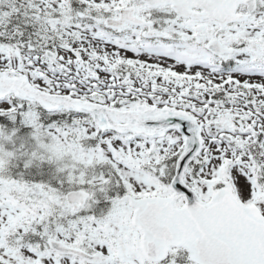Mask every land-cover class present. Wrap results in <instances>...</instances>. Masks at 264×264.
<instances>
[{
  "label": "rangeland",
  "instance_id": "1",
  "mask_svg": "<svg viewBox=\"0 0 264 264\" xmlns=\"http://www.w3.org/2000/svg\"><path fill=\"white\" fill-rule=\"evenodd\" d=\"M77 1L76 13L84 19L78 22L68 16L71 10L69 0H25L20 5H16L13 0H0V36L7 39L0 41V68L17 71L32 80L50 85L54 90L58 88L60 93L71 94L109 107L132 108L137 104V101L133 100L139 94L138 90L145 95L140 101L147 100L153 93L151 82L147 86L148 90L142 89V83L151 77L150 81L156 80L159 84L174 87L173 82L161 78L157 80L160 73H177L185 76L188 81L186 86H194L205 79H212L210 85L225 82L224 78L221 81H213L215 76L205 73L198 64L204 54L203 49L195 46L205 48L214 34L218 35V39L226 47L233 45L231 46L233 48L240 45L241 40H245L264 51V30L259 29L254 22L260 15L219 33L213 21L179 19L170 7L152 8L140 0ZM101 5H105L109 11H103ZM116 5L118 10L114 9ZM132 6L136 7V14L139 17L150 18V24L127 25L117 32L124 37L120 42H117L116 38L114 41L102 38L98 24L105 23L108 18H117L121 9ZM59 17L63 18V22ZM24 20L26 23L21 25ZM27 30L30 34H26ZM159 33L165 38H172L175 42L170 46H162L169 50V54L131 49L133 40L140 34L158 42V47L161 46L159 42H162V38ZM26 35L28 37L24 39ZM18 47H28L30 51L34 48L39 52L19 56ZM49 47L60 56L58 65L67 67V70L62 71L64 73L53 74L50 65L45 63L42 54ZM263 51L245 47L242 51L224 55L222 58L238 59L249 65L251 57L264 58ZM184 53L195 54V60L182 57ZM42 75H46L49 82ZM241 77L247 84L259 86L253 90L257 95L254 100L256 106L264 103L260 92L264 87V76L249 72L242 74ZM220 78L222 77H218ZM124 80L127 82L126 86L123 85ZM224 89L225 97L233 94L232 86H225ZM157 93L158 97L166 99L163 92ZM142 95L138 98H142ZM244 95L247 93L244 92ZM209 96V89H206L203 97ZM8 107L10 106L7 102L0 105V109ZM21 108L23 112L17 123L32 127L35 134L40 131L51 133L59 143L58 148L68 150L71 158L57 169L50 168L48 174L55 186L49 184L47 186L43 184L44 182L35 180L19 183L5 178L4 170L9 165V155L0 149V172L4 174L0 173V226H2L0 258L4 264H79L52 252L47 245L49 237L71 245L85 240L88 247L98 249L97 252L104 257L103 261L97 264H148L140 260L142 255L139 250V236L131 226L132 209L128 204L123 205L122 199L126 195L141 197L164 192L157 186L158 179L154 173L150 172L148 175L146 171L158 170L162 174L170 171L174 165L162 168L158 167L161 159L152 160L154 169L148 167L146 161L151 159L150 153L155 149V145L170 147V141H174L176 136H171L163 142L160 140L148 142L153 144L149 148L140 142L129 143L118 136L106 135L101 136L99 145L91 146L88 140L95 136L93 129L88 125H74L73 122L78 118L73 114H57L55 118L53 116L55 114H46L35 104L27 103ZM228 110L227 106L222 113L224 115L228 113L232 123L237 122L239 116L243 118L240 112L231 113ZM243 120L248 122L249 126L253 124L252 129L255 131L262 130L263 118L255 117L253 121V117L246 116ZM82 121L85 124L90 123L85 116ZM212 132L216 136L219 130ZM242 140L253 139L251 136H242ZM208 144L206 156H210L216 148L210 142ZM261 145L264 147V138L261 139ZM130 151L133 156L128 154ZM169 151L173 153L175 147H171ZM215 162L216 159L213 157V165L202 168L201 174L197 172L195 180L189 176V180L202 197L212 194L214 190L212 185L217 186L223 181L237 182L238 188L240 185H247L250 191H246V195L251 193L253 196L251 183L245 179L241 170L235 171L237 176L234 177V182H228V177L219 176L215 172ZM28 166H33V162L28 161L26 167ZM132 167L143 170L139 174L133 171ZM116 173L123 181L115 176ZM121 183L125 186L124 196L118 203L111 202L113 212L109 211L107 217L93 218V211H96L93 206L74 209L73 205L67 202V194L71 191L93 188L100 193L103 191L101 187L110 185L116 189ZM245 201L248 202V199ZM30 219H33V222ZM116 229L119 230L118 239L113 236ZM14 233H17V236H13ZM27 236L32 238L29 240ZM116 253L120 254V259L112 256ZM165 264H190L189 256L186 253H176L174 258Z\"/></svg>",
  "mask_w": 264,
  "mask_h": 264
},
{
  "label": "water",
  "instance_id": "2",
  "mask_svg": "<svg viewBox=\"0 0 264 264\" xmlns=\"http://www.w3.org/2000/svg\"><path fill=\"white\" fill-rule=\"evenodd\" d=\"M179 4L174 8L182 13ZM205 7V6H204ZM13 88L8 86L7 89ZM28 90V89H26ZM28 96L43 101L46 97L28 91ZM47 104V101H43ZM68 104V103H66ZM58 103L56 107H59ZM128 120V117H123ZM116 117L117 122L123 119ZM129 125L122 128L147 135L161 134L172 125L157 119L143 123L141 118L130 117ZM187 124V123H185ZM197 141L184 157L182 170L187 162L199 150ZM182 213H173L172 217L164 211L162 220L156 227L157 235H165L166 239L177 244H185L192 251L195 260L202 264H264V225L257 216L223 195L219 196L210 207H200L190 196L189 206ZM233 219V222L231 221ZM201 226L204 234L201 238L194 236V227ZM148 240L150 234L146 231Z\"/></svg>",
  "mask_w": 264,
  "mask_h": 264
}]
</instances>
